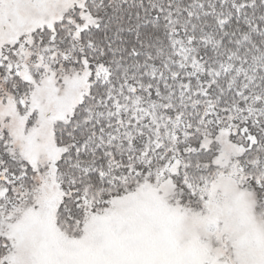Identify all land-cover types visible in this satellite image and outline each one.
Wrapping results in <instances>:
<instances>
[{
	"label": "snow or ice",
	"instance_id": "6c2138e0",
	"mask_svg": "<svg viewBox=\"0 0 264 264\" xmlns=\"http://www.w3.org/2000/svg\"><path fill=\"white\" fill-rule=\"evenodd\" d=\"M0 264H264V0H0Z\"/></svg>",
	"mask_w": 264,
	"mask_h": 264
}]
</instances>
